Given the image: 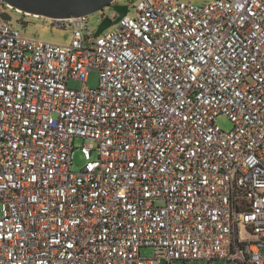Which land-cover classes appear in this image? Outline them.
Returning <instances> with one entry per match:
<instances>
[{"label":"built area","instance_id":"2783aa9c","mask_svg":"<svg viewBox=\"0 0 264 264\" xmlns=\"http://www.w3.org/2000/svg\"><path fill=\"white\" fill-rule=\"evenodd\" d=\"M3 8L0 264H264V0H136L100 35L55 18L66 44ZM77 137L98 155L76 171Z\"/></svg>","mask_w":264,"mask_h":264},{"label":"rangeland","instance_id":"374dc122","mask_svg":"<svg viewBox=\"0 0 264 264\" xmlns=\"http://www.w3.org/2000/svg\"><path fill=\"white\" fill-rule=\"evenodd\" d=\"M136 0H116L114 4H123L129 6L132 10L134 3ZM191 1L195 4H204L211 0H186ZM110 5L103 10L98 12L92 13L89 15L88 23L89 27L93 32L97 31L100 28L102 20L105 17L115 18L117 16V12L114 9L113 5ZM3 12L7 14V18L10 19L11 23L18 28L24 35L37 37L41 40L54 42V43H70L73 38V33L71 29L61 28L55 25L54 20L47 17L42 16H29L25 17L22 13L17 12L15 9L10 8H3ZM26 15H31L27 14ZM34 16V17H33ZM115 25V24H114ZM114 25L108 27L104 30V34L111 31ZM86 84L89 87L95 88L99 86V72L98 71H91L88 77V81ZM69 86L81 89L84 86V82L82 80L71 79L69 81ZM216 122L224 129H231L233 127V123L225 114H220L216 118ZM84 143L89 144L94 150L92 153L93 158L97 157V143L91 139L85 141L82 137H77L75 142V153H74V160L72 169L73 170H81L84 165L86 164L87 160L85 155L82 152V146ZM142 254L144 256H154L155 250L153 247H143ZM161 264H167L164 260ZM172 264H185L182 260L173 261ZM189 264H224L223 260H216V261H208L206 259H194L189 262Z\"/></svg>","mask_w":264,"mask_h":264},{"label":"water","instance_id":"95a60500","mask_svg":"<svg viewBox=\"0 0 264 264\" xmlns=\"http://www.w3.org/2000/svg\"><path fill=\"white\" fill-rule=\"evenodd\" d=\"M15 10L31 15H39L51 19L70 16H83L103 10L114 4L116 0H5ZM118 13L115 18L105 17L100 28L96 31L100 35L108 27L116 24L129 10V6L114 4Z\"/></svg>","mask_w":264,"mask_h":264},{"label":"trees","instance_id":"16d2710c","mask_svg":"<svg viewBox=\"0 0 264 264\" xmlns=\"http://www.w3.org/2000/svg\"><path fill=\"white\" fill-rule=\"evenodd\" d=\"M17 11V10H16ZM17 12H19V11H17ZM20 13H22L25 17H29V16H32V15H26L24 12H20ZM34 17V16H33Z\"/></svg>","mask_w":264,"mask_h":264},{"label":"bare ground","instance_id":"6f19581e","mask_svg":"<svg viewBox=\"0 0 264 264\" xmlns=\"http://www.w3.org/2000/svg\"><path fill=\"white\" fill-rule=\"evenodd\" d=\"M35 16H39V15H35Z\"/></svg>","mask_w":264,"mask_h":264},{"label":"flooded vegetation","instance_id":"af4514ba","mask_svg":"<svg viewBox=\"0 0 264 264\" xmlns=\"http://www.w3.org/2000/svg\"><path fill=\"white\" fill-rule=\"evenodd\" d=\"M117 15H118V13H117Z\"/></svg>","mask_w":264,"mask_h":264}]
</instances>
